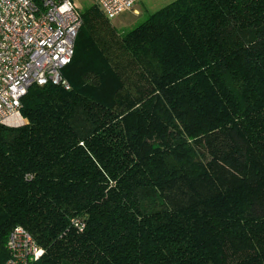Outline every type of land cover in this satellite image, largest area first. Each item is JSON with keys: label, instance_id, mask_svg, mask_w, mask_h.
Masks as SVG:
<instances>
[{"label": "trees", "instance_id": "16d2710c", "mask_svg": "<svg viewBox=\"0 0 264 264\" xmlns=\"http://www.w3.org/2000/svg\"><path fill=\"white\" fill-rule=\"evenodd\" d=\"M80 12L69 89L0 124V264L17 225L27 264H264V0Z\"/></svg>", "mask_w": 264, "mask_h": 264}, {"label": "built area", "instance_id": "2783aa9c", "mask_svg": "<svg viewBox=\"0 0 264 264\" xmlns=\"http://www.w3.org/2000/svg\"><path fill=\"white\" fill-rule=\"evenodd\" d=\"M92 1L112 19L138 0ZM80 10L76 0H0V124L24 123L21 100L30 86L50 82L69 89L62 70L73 56ZM7 249L3 264H27L43 253L20 225L10 231Z\"/></svg>", "mask_w": 264, "mask_h": 264}, {"label": "rangeland", "instance_id": "374dc122", "mask_svg": "<svg viewBox=\"0 0 264 264\" xmlns=\"http://www.w3.org/2000/svg\"><path fill=\"white\" fill-rule=\"evenodd\" d=\"M82 9L93 3L92 0H76ZM172 0H138L130 9L123 11L110 20L118 31H126L140 23L148 14L166 5Z\"/></svg>", "mask_w": 264, "mask_h": 264}]
</instances>
